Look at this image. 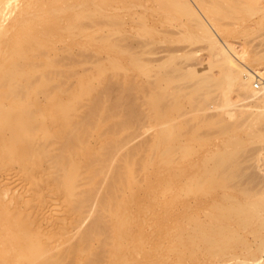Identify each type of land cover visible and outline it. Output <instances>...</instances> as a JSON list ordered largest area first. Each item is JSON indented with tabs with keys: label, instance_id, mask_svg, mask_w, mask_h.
Returning <instances> with one entry per match:
<instances>
[{
	"label": "rangeland",
	"instance_id": "374dc122",
	"mask_svg": "<svg viewBox=\"0 0 264 264\" xmlns=\"http://www.w3.org/2000/svg\"><path fill=\"white\" fill-rule=\"evenodd\" d=\"M59 1L61 2V0ZM59 1H56L55 3L52 2L54 3L55 7L49 6L53 5L52 3L48 4L49 9L47 8L46 13L50 12V7L55 12L51 10L50 14L52 16L49 14L50 18L48 20L50 22H45L43 25L44 27L40 28V32L42 36L44 35V38L42 37L44 40V45L46 44V46H48L49 44H51L48 47H57L53 48L56 51H53L52 49V52L50 53L53 60L56 61V64L50 66L48 70V73L53 76V79L50 81V83H56L55 81L61 80L63 81L61 84L62 89L68 90L69 88L70 91L68 90V92H66L61 89V85L59 84L61 82H57V85L59 84L60 87H56L55 93H59V95L58 93H56V95L59 97V99L60 97L62 98L60 100H62L63 103H68L69 101L71 102V105L73 103L72 101H75V104L77 103V105H75L74 107L72 106V108H74L75 110L73 112L70 111L71 113H68L70 115H72L73 113V120L75 119V121L71 124V126H64L60 118L59 121L58 119H56V122L54 121L55 126L51 129V135L47 136V139H45L46 143L44 141L42 142L44 144L43 148L48 151V153L46 152V154L43 153L45 149H37L38 151L36 149H32V142L27 146L30 151L34 150V152H32L33 155L29 157H25V155L21 151L17 153V156H9V151L12 150L8 149L10 148V144L8 145V147H1L2 149L0 148V217H4V219H10L12 217L14 221L17 222L18 226L22 225L24 229L21 231L20 236H23L24 238L36 233L38 238L41 240V244L40 247H37L33 253L41 254L56 246L57 250L55 252L58 253V256L56 257H58L61 262L64 261L65 264H115V262L116 264H264V250L261 249V251L259 249L260 247H264H262V245L259 247V245L261 244L260 241L264 240L262 239V237H264V212L250 214L244 219V222L247 223V228H243V230L241 231L246 235V238L248 240L245 239L239 243L232 236L231 229V225L234 226V222L236 221L235 216L237 214V211L235 209H224L222 207L216 210L211 208L214 200L220 199L223 194H235V188H218L219 191L215 188L216 191L210 190L211 192L209 191L208 195L204 192H199L198 194L189 193L188 186L186 191L188 180L184 174L180 175L181 172L179 168L176 169L177 171L175 169H173V171H167L166 169H162L159 171L158 168L161 165H159L158 162L156 163V161H154L155 159L153 158V163H148L149 170L147 169V171H145L142 167V169H140L143 171L139 169L144 159L146 162L148 159L152 161L150 159L152 158V149H150L151 145L148 143L151 141L150 139L155 138L159 134H163L164 130L168 128L165 127L164 124H168L170 127H172V125H170L171 123H165V120L167 118L165 119L161 117V119L155 113L154 116H151L154 111H150L149 105H151L150 101H152L155 96L156 99L157 96L161 97L162 95L165 98V94L166 97L170 96L168 98L170 100L169 102H173L171 106L172 109H174L173 107L179 104L178 102H181L183 104V108L185 107L184 109L181 107L182 104L180 103V106H177L178 109H174V111L176 110L175 113H173L172 110V115H175L174 117L178 118H174L177 120V123L173 121L175 123H172L174 124L173 127L178 124V126L180 127V131L183 127L181 131L182 133L184 132V128L187 132L189 129V134H191V136L195 133V131L194 133H192L193 129L198 128L197 131H199V134L197 131L196 132L201 136L202 139H194L192 141L193 145L197 146L198 148L197 152L199 154L195 156L196 158H206V161L209 163V165H215L216 156L219 151L229 150V148H232L231 144L233 136L231 135H234L232 132H224L221 123L219 125L218 121H216L217 124H215L214 121L216 120V118H218L220 114L222 115V113H224L229 120H234L236 117H238L243 108L244 110H246L247 108V111L249 110L255 112H259L263 108H261L260 106L253 107V105H251L252 101L250 102L247 99L245 101L242 96H239L238 91L234 86L232 87V89L231 86L228 87L226 83H224L223 86L226 85L227 87L225 86L223 87V89L219 88L217 92L222 91L223 94L225 90V92H229L231 101L228 102V104L226 103L225 96L222 94V92L221 94L217 93L214 103L211 101L206 102L202 100L205 99V95L202 92L199 94L195 90H193L192 88L195 89V87H193V83L196 84V82L202 80L204 74L206 75L212 73L211 75H222V68L221 66L214 63V50L212 52V49L208 45L209 43L207 42V40L202 37V35L200 38L199 32L197 31V29H195L194 26L193 32L191 31V25L193 23L188 21L189 24H185L180 28H183L181 30L182 34L181 32H177L175 33L176 36L174 35L172 28H176L174 31H177L178 28L174 25H176L177 22L178 24H181V22L179 21L181 19V21H183L185 18H180V14L176 15L175 13V19L172 20V18H174V12L170 14L171 16L168 14L170 16L168 17V15L165 14V11L162 8L160 9L159 0H70L74 1L71 3H68L67 0H62V3H59ZM224 1L225 2H223V7L230 10V14H232L231 18L229 19H233L231 21L235 22H232L231 25L229 24L230 27H228L229 25L226 24L228 30L224 29L225 31H222V33L224 34L222 35L221 40H229V43H231L233 46V48H231L233 54H238V57L243 61L245 59L248 60L247 62L245 60V62L249 64L252 69L260 72L259 74H264V60H262L264 58H259V60L257 59V61L255 59L254 61H250L252 60L251 56L257 53V55L263 53L262 57H264V0ZM36 3L37 1H35V4ZM63 3H65V5L61 6ZM220 3H222V0L220 1ZM78 12H81L82 14H77ZM102 12L103 14H101ZM52 13H55V16ZM45 15L47 16L48 14ZM56 16L58 17L54 20L53 18H55ZM167 17L168 20H166ZM57 19L59 20L57 21ZM229 19L225 20L230 23ZM143 22L145 23V26L143 25ZM160 22L162 23L160 24ZM73 23L74 27H71L73 28L72 31L71 29H69L70 31H67V27ZM157 25L160 29H165L166 27V31L164 32L161 29L162 32L160 33V35H154V32L149 33L150 27H154ZM54 26H56V28L59 26V29L56 30L55 28L54 30ZM45 27L47 30L45 29ZM145 27L148 28L146 29ZM169 27L172 30L170 32H173L172 34L168 32V30L170 29L167 28ZM45 31L47 36H45ZM145 31L147 34H149H143L145 33ZM184 31L188 35L184 33ZM48 32L53 33L50 34ZM55 35H57L58 37ZM150 35L152 37L154 35L155 37L152 38ZM48 37H51L52 42L49 41L50 39ZM189 37L191 40L189 39ZM62 38L64 41L62 40ZM162 38L170 39L163 40ZM160 39L161 41L163 40L164 43L160 42ZM170 40H175V42H178L173 43V41H171V44ZM188 40H190V42L192 43L189 42V44L188 42H185ZM142 41H145L146 43ZM149 41L155 42L156 44ZM147 42L149 43L147 44ZM139 43L141 47L144 46V48H150V50L148 49L147 51H145L146 49L138 46ZM150 43L152 44L153 48L151 45L149 47ZM167 43L168 45L171 44V46L174 45L173 49H175V51L172 50L171 46H169L171 47V49L169 50ZM158 45L160 48L158 47ZM161 45L165 46V48L167 47L165 50L166 56L175 54L174 58L170 61L171 64L168 63L169 65H167L166 67L172 68L173 64L175 65V67L176 64L180 65H177V68L179 67V69H177V73H175L176 69L174 68V74L172 72L171 77L173 78L177 74H179L175 77L176 79L174 78V83L179 82L184 85L186 83V86H184V88L186 87L185 90H182V97L180 96V91L179 96L177 94V97L175 96V98H171L175 95V92H172L173 90H170V87H172V85L170 86L165 83V85L163 83L162 85L164 87L168 86L167 89L171 91V94H168V92L166 93L167 89L165 87V89L162 88V90L164 89V93L162 92V94L160 93L161 90L159 92L156 90V92L160 93L161 95L154 94L155 96H149L152 91L146 81L148 80V76H145L146 74H143L144 76L141 73L140 75L142 76L138 74L139 72H141L137 69L138 51H143L144 49V52H142L144 54L139 53L143 55V58L147 57L148 54L151 55L154 52L158 54V57H163L165 56V51L161 52V49L164 50L165 48H162ZM183 46L184 48L183 50H181ZM176 48H178V50ZM151 49L153 52L151 51ZM153 49L156 50L154 51ZM233 49H235L236 51ZM34 50L37 51V49ZM145 52L148 53L146 54ZM176 53L180 56H177ZM183 53H185V56H191L190 58L186 56V62L184 60L185 56L183 55ZM157 54L155 58H158ZM150 55L147 58L153 60L154 57L151 58ZM234 56L236 55L234 54ZM181 57L183 59L182 62L180 61ZM188 58L191 60H188ZM147 60L145 61L147 62ZM164 69L165 68H157L156 71H152V73L154 75L155 72L158 73L159 70L161 72ZM181 69L182 71L179 72V70ZM184 69L186 74L188 70L196 71L197 74L200 72L199 70H201L203 74H199L202 77L200 78L199 75L195 74V81L193 80V76L191 78L188 77L189 79H187V75L185 74ZM83 72V76H85V72H88L84 80L81 79L82 77L79 78L81 76L80 74ZM183 75L186 76V78L182 81L180 80L181 82L178 81V78H180V76L182 77ZM74 76L75 78H73ZM184 76L182 78H184ZM86 79H89V81L91 79L89 84L91 82H93V84L91 83L88 87H85L83 83H85ZM68 85H70L71 88ZM72 85H74V88L72 87ZM82 85H84V88L87 91H89L88 89L90 88V90H92V94H88L87 96L85 95V97H83L84 95L81 96L80 94L84 93V91L83 93H81L80 88L82 87ZM139 85H142L144 89L139 87ZM162 85H160V87ZM188 85H190V87ZM76 87H78V89ZM180 88L181 87L179 86V90ZM71 89L73 91H71ZM146 89H149L150 92L148 90V92L145 91ZM44 91L45 88L38 87L37 89H33L30 91V97L34 100L40 99L41 101H43L45 99ZM190 91H194L197 95H195L194 97V92H192V96L195 99H193L192 96H189L188 93H190ZM70 92H73V97H71L72 95L69 94ZM144 92L146 93L144 94ZM67 93L69 96L67 95ZM77 93L79 96H74ZM187 94L188 96H186ZM65 95H67L66 97L68 98V101ZM70 97L71 100L73 98L72 101L70 100ZM150 97H152V100ZM160 99H162V97ZM190 101H197L198 103H200L199 105L202 104V106L198 105L199 107L197 108H195V106L194 111L193 109H191V106H193V104ZM201 101H203V103H201ZM167 102L168 101L166 100L164 103L166 104ZM164 103L162 104L165 105ZM167 106H170V103ZM258 107H260V110H258ZM187 108L191 109L193 112L191 110H188ZM186 109L188 111H186ZM176 112H178V114H176ZM149 113H151V115ZM184 113L186 114L184 115ZM180 115L183 116V119L187 117L186 122H188V124L184 122L185 120L180 118ZM45 116L47 117V121L52 126V112L48 111ZM191 116L193 118L188 120V118H190ZM168 118H171V115H169ZM85 119L88 120V122L84 121ZM162 120L164 122H162L163 125H161L165 127L164 129L162 126L160 127L159 123ZM204 120H206V122ZM153 121L154 124L151 123ZM209 121L211 125L209 124ZM184 124L186 125V127ZM154 125L159 126L160 128L158 129H161L162 131L160 130V132ZM178 128H176V131L179 132ZM141 130H145L147 132H142ZM250 131L251 130L247 128L245 131H243V133L246 136ZM40 132L42 135L40 134ZM42 132L43 131L38 130L35 137L39 136L37 139L42 137L45 131L43 133ZM153 134H156V136ZM134 136L137 137L135 138ZM149 137L151 138L149 139ZM112 140H116V143H114L113 145L110 144L111 146L107 147L108 143H113ZM144 140L147 141V143L149 144L148 146H146L147 143ZM119 142L120 144H122L121 146L126 145L124 146L125 148L121 147ZM141 142H143V147L146 144V148L144 147L145 150H143L145 151V154H143V151L141 150V153L143 154L142 157L144 158L143 160H140L142 157L138 159L139 162L141 161V164H139L138 162L139 165H137V188L133 191L134 197H132V200L134 199V201L131 200V207L135 213L137 225L134 227L132 234L122 236V240L125 241V245L122 249H117L115 241L117 235L113 230V220L107 217V215H105L107 214L106 211L97 205L107 198L108 191L113 184L115 173L119 170L121 171V163L124 154H126L127 150L135 148V146L141 147ZM227 142H230L231 144H228ZM126 143H128V145ZM67 145H73L72 149H79L83 153V155L77 158L79 160H82L81 162L84 163L85 167L83 168L85 171H82L85 172V174H83V172L82 174L85 176L83 179H80V181L82 180V185L80 184L82 190H80L81 192L78 190L80 193L78 192L79 194L76 195V197L78 196L77 198L79 199V197L82 198L83 196H87L88 198V196L90 195L91 197L92 194V196L94 197H91L92 200L89 197V202L85 201L86 198H82L87 204L89 203V206H86V203L84 201H82L81 204V199H76L77 201H79L78 203L81 206L76 202V200H73L72 203L75 201V204H72L70 201L71 199L68 197V195L66 194L67 197L65 196L63 189L59 190V176L57 177L56 173L60 174V172L54 173L55 168L53 158L54 155L56 156L58 153L63 154V156L65 157H68L69 153H65L64 151L65 148L70 147ZM80 146H83V149H80ZM118 147H120V149ZM143 147H141V149H143ZM6 148L9 151L6 150ZM59 148H64V150L62 151V149ZM138 149L140 150V148ZM243 149L244 151H241L237 154L236 160L230 158L226 162V166H230L231 168L234 167L237 170L230 176L227 175L225 171L218 172L217 175L220 174L219 176L221 177L229 178L227 179L230 181L229 186H234V184H237L236 177L238 175L242 174L244 171L251 172L252 177L255 178H252L251 182L253 197L249 198L250 200L264 202V139L259 138L254 140H247V142L243 146ZM146 150L149 152H146ZM2 151H4V154ZM139 152L137 151V153ZM153 152L156 151L153 150ZM146 153L149 156H147ZM155 155H157V153ZM106 156H110L108 157L110 160H107ZM104 158L106 159L108 164H105L106 161ZM89 159L92 160L90 161L92 163L90 165L87 164V161H89ZM102 160H104L103 163L106 167L104 166V164L102 165ZM149 164L151 165L149 166ZM87 165L88 167H86ZM154 166H156V168ZM101 167H105L104 170H102L99 175L95 176V173L99 172V170H101ZM150 169L153 171H151ZM157 173L160 175H158ZM166 181L169 185V188L167 184V187L165 186V184H163ZM182 181H184L185 183H182ZM246 183H248L247 178H243L239 185L243 186ZM162 185H164V187ZM93 186L97 188L94 187V189ZM88 188L91 189V191ZM85 189L89 190L91 193L88 192L89 194H87ZM173 197L175 198L174 200L172 199ZM241 198L243 199L244 197L241 196ZM88 199L86 200L88 201ZM226 203H228V199L225 204ZM82 208L84 209L82 210ZM213 211L216 214L214 216H212L211 214ZM99 215H104L103 217H106L103 220L101 219L102 217L98 218ZM95 218L96 220L94 221ZM98 219H101L104 223H101L100 221L98 225ZM93 222L95 223L93 224ZM95 225H98V228L100 229L102 228V234L96 233V231H94L92 227L96 228L97 226L95 227ZM89 227L93 230H91ZM211 227H213L217 232L218 230H223V235L221 237L227 235L228 238L226 237V239L221 241V239L216 240L214 238L217 236V234L212 237L204 236L203 232L205 230L208 231ZM6 229V226L0 225V232L5 233ZM89 229L91 231H89ZM86 230L88 231V233H91L92 231L93 232L90 236H86L85 234L86 239H84L85 236L83 237V235L87 232ZM218 237L220 238V236ZM248 241L250 242L253 249L256 250L257 248L254 247H259L256 252L257 254L255 252H253L255 253V255L253 253L250 254L249 249L248 251L247 249H242L240 251L237 250V246L240 245L243 247V245H246ZM238 243L239 245H237ZM258 250H260L261 253H259Z\"/></svg>",
	"mask_w": 264,
	"mask_h": 264
},
{
	"label": "bare ground",
	"instance_id": "6f19581e",
	"mask_svg": "<svg viewBox=\"0 0 264 264\" xmlns=\"http://www.w3.org/2000/svg\"><path fill=\"white\" fill-rule=\"evenodd\" d=\"M35 1H37L36 4H35ZM56 1H59V0H44V1L43 0H0V148L1 147H8V145L10 144V148H8V149L9 150L12 149V150L9 151L6 148V150H8L10 152V154H8L9 156H14V155L17 156L18 155L17 153L20 151L25 155V157H29V156L33 155L32 152H34V150L30 151L29 148L27 147L28 144H31V142L34 146V147L31 146L32 149H36V150L37 149L38 150L45 149V148H43L44 144L42 142L43 141L45 142L46 141L45 139H47V136L51 135V132H52L51 129L55 126L54 123L56 122V119H58V121H59V118H60L62 120V123L64 126H71V124L75 121V119L73 120V113H72V115L68 114V113H71L75 110L74 108H72V106L74 107L75 105H77V103L76 104L74 103L75 101H72L73 98L71 100V97H73V95H72L73 92L69 93L70 95H72L70 97V100L73 102L72 105H71L70 101H69L70 103L69 102L63 103L62 100H60L62 98L60 97V99H59V97L56 95V93H58V92L55 93L56 87L57 86L60 87V85L62 84L63 81H61V80L55 81L54 80L56 83H53V82L50 83V81L53 79V76L48 73V70H49L50 66L56 64V61L53 60L50 53L52 52L53 48H57V47L56 46L55 47H48L51 44H49L48 46H46V44L44 45L43 44L44 35L42 36L41 32H40V28L44 27L43 26L44 23L49 20L50 15H51L50 14L51 10L54 11L50 7V10H49L50 12L46 13L47 8H48V4H51L52 2L55 3ZM103 1H106V0H103ZM220 1L221 0H159L160 9L162 8L165 11L166 15H168V14L170 15L171 13L174 12L173 15L175 13H176V15L180 14L179 15L180 18L181 17L183 19L185 18L183 21H181L182 19L179 21V22H181V24H178L177 21H174V22H177V24L174 26H176L179 30V31L178 30L174 31L176 28H172L174 35L177 32H181V34H182L181 30L183 28L182 29H180V28L182 26H184L185 24L186 25L189 24V22L193 23L192 25L190 24L192 26L191 31L193 32V29L195 27V29H197V31L199 32L200 38L202 35V37H204L207 40V42L209 43L208 45L212 49V52L214 50L213 53L215 55L214 56L215 62L214 61L213 62L215 64L221 66V68H222L221 69L222 75H220V76H217L215 74L211 75L212 73L206 74V75L204 74L203 75L204 77L202 78V80H200L199 82H196V84L193 83L195 85V86L193 85V87H195V89L194 88H192V89L195 90L199 94L202 92L205 95V99H202V100L206 101V102L211 101L214 103L215 99H216L215 96L217 95V93L221 94V92H222L221 90H219L221 92H217L219 88L223 89V87H225L226 85L228 87L231 86V88L234 86L237 89L239 96L240 97L242 96L245 99V101H246V99L249 100L250 102L252 101L251 105H253V107L254 106H260L263 109L260 110L259 109L260 107H258V110H260V111L255 112V111H249V110L247 111V108H246V110H244V108H243L241 110V113H240L241 115L239 114L240 117L238 115V117H236L234 120H229L225 116L224 113H222V115L220 114L219 117L217 115L218 118H216L214 123L217 124L216 121H218L219 125L221 123L222 129L224 132H232L234 134V135H231V136H233L232 144L230 143L231 141L229 143L227 142L228 144L232 145V148H229V150L219 151L217 153V156H216L215 165H209V163L206 161V158H201V157L196 158L197 154H199L197 152L198 148H197V146L193 145L192 141L194 139L195 140L202 139L201 136L198 135L199 134V131H197L198 128H196V129L194 128L195 130L193 129V132L191 131L192 133H194V131H195V133L192 134V136H191V134H189L190 133L189 129L187 132V131H185V128H184V132L182 133L181 131H182L183 127L181 128V131H180V127L178 126V124L175 125V127L176 126L179 127V128L176 127V128H178L179 132L176 131L175 127H173V125L175 123H177L176 119H178V118L174 117L175 115L174 116L172 115V110H173V113H175V111L178 109L177 106H180L179 104L181 102H178L179 104L176 103L177 106L174 105L175 107H173V108L176 109L174 111V109L171 108L173 102L172 101L169 102L170 100L168 97H170V96L166 97V94H165V98L162 95L161 96L162 99H160L161 97H158V96L156 99V96L154 95V94L161 95L162 92L164 91L165 87L167 89L168 86L164 87L162 85V83L163 84L165 83V84L170 85V86L172 85V87H173V88L170 87V90L171 91L173 90L172 92H175V95L174 96L171 95L172 96L171 98H173V97L175 98V96L177 97V94L179 96L180 91H181L180 96L182 97V94H183L182 90H185L186 87L184 88V86H186V83H185V85L181 84L179 82H178L179 84L174 83V81H175L174 78L176 76H178L179 74H177L173 78L171 77L172 72L174 74L173 70L176 69L175 73H177V69H179V67L177 68L178 64H176V67L173 63H172L173 67L170 66L172 68L166 67L167 65H169L168 63L171 64L170 61L174 58L175 54H171V55L166 56L165 50L167 47L165 48V46L161 45L162 48L163 47L165 48L164 50L161 49V52L165 51V53H164L165 56L158 57V54L156 52H154L152 54L156 53L158 58H155L156 54L155 55L148 54L147 57H149V55H150L151 58L154 57L153 60L148 59L147 57L143 58L142 54H144V53H142V52H144V49H146L145 51H147L148 49L150 50V48H144V46L141 47V45L139 43L138 46L141 48H144V49H143V51H138V53H137V69L141 71L138 74L140 75V73H141L142 75L146 74L145 76H148V78H147L148 80H146V81H147V84L149 85V87L152 91L149 94V96L150 95L155 96L153 98V100H152V97H150L152 101H150L151 105H149V108H150V111L153 110L154 112L152 115H151V113H149V114L151 116H154V113H155L159 118H161V117L165 118V119L167 118L165 120V123L166 124L168 122L171 123L170 125H172V127H170L168 124L167 125L164 124V126L168 127V128H166L164 130L163 134L158 135V133H157L158 136H156V134H153L156 136V137L154 136L155 138L149 137V139L151 138L150 139L151 141L148 143L151 145L150 149H152V155L154 153L153 156L156 157L155 158L151 155L152 158H150V159L152 161H150L148 159L149 162H148V160L146 162L144 159L142 164H141V161L140 162L138 161V159H140L142 157V155L145 154V151H143V150H145L144 147L146 144L143 147V142L140 143V144H142L141 147H143V149H141L140 146L139 147L135 146V148L127 150L126 154H124V156L122 158L121 171L119 170L115 173V175H114L115 177L113 178L114 179L113 184L111 185L110 190L108 191L107 198L105 200H103L102 202H100L101 205H100V203H98V205H97L106 211L107 214H105V215H107V217H109L110 219L113 220V222H112V223H114L113 224V230L115 231V233L117 235V238L115 239L117 249H122L125 245V241L122 240V236L132 234L134 227L137 225L135 213L131 207V204H132L131 200H132V197H134L133 191L137 188V180H136V174H137V170H138L137 165L141 164L140 167L138 166L139 169L142 167L143 170L147 171L148 163H151V162L153 163V158L155 159L154 161H156V163L158 162V164L161 165L158 168L159 171L162 169H166L167 171L168 170L173 171V169L176 170L179 168L180 172H181V174L180 173L179 174L180 175L184 174L188 180V185H186V191H187V186H188V192L189 193H197L198 194L199 192H201V193L204 192L205 194L207 193V195H208L209 194L208 192L210 190L216 191V189H218V188L219 189L220 188L221 189L222 188H228V189H230V188L234 189L235 188L236 189L235 194H223V196L220 197V199L214 200L213 204L212 203H209V204H212L211 208H213L215 210L222 207L224 209H235L237 211V214L235 216L236 221L234 222V226L231 225V229H232V236L239 243L245 239L248 240L246 238V235L243 234L241 231V230H243V228H247V226H246L247 223L244 222V219L246 217H248L250 214L264 212V202H260L257 200H250V198H249V197H253L252 188H251V182H252L253 177L251 175L252 174L251 172L244 171L242 174L238 175L236 177V183L237 184H234V186H232V185L229 186L230 181L227 180L229 178L221 177V176H219L220 174L217 175L218 172L225 171L227 173V175L230 176L231 174H233L237 170L234 167L231 168L230 166H226V162L230 158L231 159L233 158V160H236L237 154L241 151H244L243 146L245 145L247 140H254V139H259V138L264 139V90L257 89L255 87V83H254V77H255L256 73H260V72L252 69L251 66H249V64L246 63L248 60H246L245 57H244V59L246 60V62H245V60L243 61L241 58H239L238 54L234 53L236 55V56H234V54L232 53V49H231V48H233V46L231 43H229V40L228 41H225L224 39H223V41L221 40L222 39L221 37L224 34V33H222V31L224 29L228 30L227 25H229V24L231 25L232 22H235V21H231L233 19H231V20L229 19V18H231L232 14H230L231 13L230 10L225 9V7H223V2H225V1L222 0V3H220ZM67 2L71 3L74 1L67 0ZM54 3H52L53 5H49V6H54ZM59 3H62V0H61V2L59 1ZM65 3H63L61 6L65 5ZM33 4H35V5H33ZM262 9H263V7H262ZM58 10H60V9H58ZM259 11H261V10H259ZM45 14H48V15L46 16ZM52 14H54V16H55V13H52ZM77 14H82V13L78 12ZM101 14H103V12ZM169 15H168V17L171 16V15L170 16ZM57 17L58 16H56L53 19L55 20ZM168 17L166 20H168ZM173 17L174 18L171 17L172 20L175 19V15ZM176 18H178V17H176ZM225 19L226 20L229 19L230 23L227 22ZM234 19H235V17H234ZM54 20H52V21H54ZM58 20L59 19H57V21ZM163 20H164V18H163ZM185 20H187V21H185ZM48 22H50V21H48ZM55 22H54V24H55ZM161 23L162 22H160V24ZM144 24L145 23L143 22V25ZM156 24H158V23H156ZM71 25L68 26L69 28L67 27V29H68L67 31H70L69 29H71V31H72L73 28H71V27H74L73 26L74 23ZM167 25H168V23H167ZM170 25H171V23H170ZM230 25L228 27H230ZM47 26H49V25H47ZM188 27H189V25H188ZM55 28H56V26H54V30H55ZM141 28H143V27H141ZM45 29H46V27H45ZM57 29H59V26L56 28V30ZM161 29L157 25L154 27H152V26L150 27V31H152V32H150L149 29H148V31H149V33L154 32V35H157V34L160 35V33L162 32ZM167 29H170V30H168V32L172 31L170 27ZM162 30L165 32L166 27H165V29L163 28ZM189 30H190V28H189ZM41 31H42V29H41ZM146 31H145V33H143V32L142 33L147 34ZM186 31H188V30H186ZM173 32H170V34H172ZM48 33H50V32H48ZM52 33H50V34H52ZM184 33H186V32L184 31ZM45 34H46V31H45ZM154 35H153V37L151 35L150 36L152 38H154L155 37ZM45 36H47V34ZM53 36H54V34H53ZM55 36H57V35H55ZM58 36H59V34H58ZM64 36H66V35H64ZM163 36H165V35H163ZM179 36H180V34H179ZM194 36H195V34H194ZM193 37H192V39H193ZM53 38H55V37H53ZM49 39H50L49 41L52 42L51 37ZM165 39L166 38H164L163 40H165ZM168 39H170V38H167L166 40H168ZM189 39H190V37H189ZM62 40H63V38H62ZM163 40L161 41V39H160L159 41L163 42ZM190 40L185 41V42L189 43ZM47 41H46V43H47ZM171 41H173V40H170V43H171ZM142 42H145V41H142ZM149 42H152V41H149ZM149 42H147V44ZM177 42L178 41L175 42V40L173 41V43H177ZM152 43L156 44L155 42H152ZM165 43H166V41H165ZM190 43H192V42H190ZM171 44L168 45V43H167L168 47L171 46ZM56 45H57V43H56ZM150 45L152 46L151 43L149 44V47H150ZM206 45H207V43H206ZM173 46L174 45L171 46L172 50L175 51V49H173L174 48ZM146 47H148V46H146ZM158 47H159V45H158ZM171 47H169L168 49L170 50ZM152 48H153V46H152ZM183 48H184V46L181 48V50H183ZM34 49H37V51ZM176 49L178 50V48H176ZM140 50H142V49H140ZM169 50H167V51H169ZM181 50H180V53H181ZM233 50H235V49H233ZM53 51H56V50L53 49ZM151 51H152V49H151ZM151 51H150V53H151ZM139 53H142V54H139ZM145 53L147 54L148 52H145ZM184 54L185 53H183V55ZM257 54H254L252 56L250 55L252 57L251 58L252 60H250V61H254V59L257 61V59L259 60V58L260 59L264 58V57H262L263 53H261L260 55H257ZM178 55L179 54H177V56ZM186 56L184 57L185 62L187 60L186 58L189 57V55L187 57ZM145 58H147L150 61H148ZM189 58H188V60H191ZM176 59H177V57H176ZM145 60H147V62ZM182 60L183 59L181 57L180 61L182 62ZM262 60H264V59H262ZM185 62H184V64H185ZM175 63H176V61H175ZM192 65H194V64H192ZM178 66H180V65H178ZM157 68L158 69L159 68L160 69L165 68V69L162 70L161 72L159 70L160 73L155 72L157 74L154 73V75H153L152 71H156ZM182 68H184V67H182ZM191 68H193V67H191ZM181 71H182V69L179 70V72H181ZM199 71H198L199 73H202L201 70H199ZM184 72H185V69H184ZM87 73L88 72H85V76ZM199 73L197 74L196 71H192V70H188L187 74L185 72V74L187 75V79H189L193 76V80H194V77L196 76L195 74L199 75L200 78L202 77ZM82 74L84 75V72L80 74L81 76L79 78L82 77L81 79L84 80L85 76H83ZM142 75H140V76H142ZM182 77L180 76V78H182ZM69 78H72V77H69ZM73 78H75V76ZM79 78H76V79H79ZM138 78H140V77H138ZM180 78H178L179 79L178 81L184 80L186 78V76H184V78H182V79H180ZM70 80H73V79H70ZM90 81H91V79H90ZM90 81H89V79L85 80V83H83L85 85V87H88L91 83L93 84V82H91L89 84ZM196 81H198V80H196ZM57 82L58 83L61 82V83H59L60 85L59 84L57 85ZM173 83H174V86H173ZM224 83H226V85L223 86ZM175 84L178 86H176ZM190 84H192V83H190ZM53 85H56V86H53ZM84 85H82V87L80 88L81 93H83V91H84V93H86V94H84V93L80 94L81 96L84 95L83 97H85V95L87 96L88 94L89 95L92 94V90H90V88L89 89L87 88L90 92L87 91L84 88ZM160 85H162L163 87L162 86L160 87ZM68 86H70V85H68ZM73 86L74 85H72V87ZM179 86L183 89L180 88V90H179ZM188 86L190 87V85H188ZM38 87L39 88H45V91H44V94H45L44 98L45 99L43 101H41L40 99L34 100L33 98L30 97V91L33 89H37ZM139 87L143 88L142 85L141 86L139 85ZM158 87H160V88H158ZM70 88H71V86H70ZM76 88L78 89V87H76ZM76 88H75V93H76ZM162 88H164V89L162 90ZM61 89H62V85H61ZM62 90H64V89H62ZM68 90H69V88H68ZM68 90L65 89L64 91L68 92ZM139 90H140V88H139ZM147 90L150 92L149 89H146L145 91H147ZM156 90L158 92L161 90V92H160L161 94L156 92ZM167 90H166V93L168 92V94L169 93L171 94V91L170 90L167 91ZM174 90H177V91H174ZM71 91H73V90L71 89ZM78 91H80V90H78ZM225 91H224V94H223V92H222V94L225 96L226 103L228 104V102H230L231 100L229 97V92H225ZM66 92H64V93H66ZM87 92H89V93H87ZM176 92H178V93H176ZM192 92H194V91H192ZM192 92L190 91V93H188L189 96H192ZM62 93H63V91H62ZM78 93L74 96H76V97L79 96ZM145 93L146 92H144V94ZM184 93H187V92H184ZM188 94L186 96H188ZM58 95H59V93H58ZM67 95H68V93H67ZM67 95H65V97ZM141 95H142V93H141ZM141 95H140V97H141ZM193 95L195 97V95H196L195 92L193 93ZM194 97H193V99H195ZM163 98H164V100H163ZM66 99L68 101L67 97H66ZM179 99H178V101H179ZM162 100H163V102H162ZM166 100L168 101L166 104L168 105L170 103V106H167L164 103ZM198 101H200V100H198ZM203 101H201V103H203ZM190 102H192V101H190ZM162 103H164L165 105H163ZM192 104H193V106H191V109H193L194 111H195V108L202 106V104L199 105L200 103H198L197 101L196 102L193 101ZM224 104H225V102H224ZM181 107L183 108V104L181 105ZM255 108H257V107H255ZM70 109H73V110H70ZM183 109H181V110H183ZM187 109H186V111L191 110V109H188V110ZM196 110H198V109H196ZM251 110H252V108H251ZM48 111L52 112V114H53L52 126L47 121V117L45 116V114ZM176 114H178V112H176ZM185 114L186 113H184V115ZM188 114H190V113H188ZM169 115H171V118H168ZM89 117H91V116H89ZM182 117L183 116H181L180 118H182ZM174 118H176V119H174ZM191 118H193V117L191 116L190 118H188V120ZM208 118H209V116H208ZM163 120L161 122H159L160 127L163 125L162 124V122H164ZM183 120H185L184 122L188 124V122H186L187 117L184 118ZM84 121L88 122V120H86V119ZM204 121L206 122V120H204ZM86 122H85V124H86ZM62 123H60V124H62ZM151 123L154 124V121ZM155 123H156V120H155ZM172 123H174V124H172ZM179 124H181V123H179ZM209 124L211 125L210 121H209ZM157 125H159V124H157ZM164 126H162L163 129L165 128ZM155 127H157V129L160 128L159 126H155ZM185 127H186V125H185ZM151 128H153V127H151ZM247 128H249L251 131L248 132V134L245 136L243 131H245ZM149 129H146V130H149ZM34 130H35V132H34ZM36 130H37V132H38V130H41L43 132L45 131L44 133L42 132L43 136L40 137L39 139H37L39 136L35 137L37 135ZM158 130L160 131L161 129H158ZM143 131L147 132L145 130H143ZM196 131L198 132V134ZM142 132H140V133H142ZM140 133H138V134H140ZM40 134H41V132H40ZM33 135H34L35 139L33 138ZM134 137L136 138L137 136H134ZM112 141H113V143L112 142L108 143L107 147H110L111 146L110 144L113 145L114 143H116V140H112ZM144 141L147 143L146 140H144ZM120 142H119V144H120ZM130 142H131V140H130ZM148 143L146 146L149 145ZM126 144L128 145V143H126ZM121 145L122 144H120V146ZM67 146H70V145H67ZM72 146L73 145H71L70 147H67V148L64 147L65 150H64V148L63 149L59 148V149H62V151L64 150L65 153L68 152L69 153L68 157L63 156V154H60V153L57 154L56 153L57 155L56 156L54 155L55 159L53 158V160H54L53 163H54V168H55L54 173L60 172V174L56 173L57 177L59 176L58 177V182L60 183L59 190L63 189L65 196L67 194L68 197L71 199L70 200L71 203L73 200L78 199L77 198L78 196L76 197V195H78L81 192L80 190H82L81 189L82 187H80L82 185L81 184L82 180L80 181V179L81 178L83 179L85 176V175H83V174H85V172L82 171V170H84L83 167H85L84 163L81 162L82 160H79L77 158V157L83 155V153L79 149H72L73 148ZM124 146H126V145H123L121 147H124ZM118 148L120 149V147H118ZM124 148H122V149H124ZM138 148H140V150ZM59 149H56V150H59ZM80 149H83V146H80ZM141 150L143 151L142 152L143 154L141 153ZM148 150H149V148H148ZM153 150L156 152H153ZM137 151L138 152L140 151L139 152L140 154L137 153ZM2 152L4 154V151H2ZM46 152L48 153V151H46V149H45L43 153L46 154ZM146 152H149V151L146 150ZM38 153H40V152H38ZM156 153H157V155H155ZM5 154H7V153H5ZM137 154H138V156H137ZM139 155H141V156H139ZM146 155L149 156L147 153H146ZM110 156H108V157H110ZM108 157L106 158L107 160L109 159ZM143 158L144 157H142L140 160H143ZM106 159H105V161H106ZM111 160H112V157H111ZM90 161H92V160L89 159V161H87L88 165L92 164ZM103 161L104 160H102V162H101L102 165L104 164ZM138 162H139V164H138ZM105 164H108L107 161L105 162ZM105 164H104V166H105ZM88 165L86 167H88ZM150 165L151 164H149V166ZM154 167L156 168V166H154ZM104 168L101 167V170H99V172L95 173V176L99 175L102 172V170H104ZM143 170H141V171H143ZM151 171H153V170H151ZM82 172H83V174H82ZM164 173H163V175H164ZM176 173H178V172H176ZM158 175H160V174H158ZM161 175H162V173H161ZM166 176H167V173H166ZM260 176H262V175H260ZM243 178H247V180H248V183L243 185L244 187L239 185V183H241V180ZM158 179H159V177H158ZM171 180H172V178H171ZM260 181H261V179H260ZM183 182L184 181H182V183ZM163 184H165V186L167 184V186L169 188L167 181L164 182ZM162 186L164 187V185H162ZM94 187L95 186H93V188ZM95 188H97V187H95ZM94 189H93V192H94ZM219 189H218V191H219ZM89 190L91 191V189H89ZM89 190H86L87 194H89L88 193V192H90ZM164 191H166V190H164ZM171 191H172V189H171ZM215 191H214V193H215ZM87 194H85V195H87ZM194 195H196V194H194ZM179 196H181V195H179ZM187 196H189V195H187ZM241 196L244 197L245 199L244 198L242 199ZM89 197H90V195L88 196V198ZM91 197H94V196H92V194H91ZM175 197H176V195H175ZM82 198L79 197V199H81V202H80L81 204H82V201H84ZM84 198L88 199L87 196H85ZM90 198L88 199V201L85 199V201L89 202ZM184 198H185V196H184ZM172 199L174 200L175 198L173 197ZM227 199H228V203H230V204H228V203L225 204ZM91 200H92V198H91ZM192 200H194V199H192ZM132 201H134V199ZM76 202L78 203L79 201L76 200ZM73 203L75 204V201ZM192 203H190V204H192ZM86 206H89V203L88 204L86 203ZM91 207H90V209H91ZM84 208H82V210ZM94 211H95V209H94ZM88 212H90V211H88ZM211 214H212V216L216 215L214 211ZM99 216H98V218L102 217L101 219H103V220L106 217V216L103 217L104 215L103 216L99 215ZM84 217H82V218H84ZM3 219H4V217H0V225L6 226L7 229H6L5 233L0 232V264H62V263H64V261L61 262V260L58 259V257H56V256H58V253L55 252L57 250L56 246H54L52 249L47 250L41 254L33 253L34 250L37 247H40V244H41V240L38 238L36 233L29 235L28 237L24 238L23 236H20L21 231L24 229L22 225L18 226L17 222L14 221V219L12 217L10 219H8V218H6L4 220ZM101 219L100 220L98 219V223H97L98 225H99L100 221H101V223H104ZM174 219H175V217H174ZM95 220H96V218L94 219V221ZM94 223L95 222H93V224ZM98 225H95V227L97 226L96 228H94V227H92V228L94 229V231H96V233L102 234L103 233V231H101L102 228L101 229L98 228L99 227ZM92 228H90V229L93 230ZM90 229H89V231H91ZM91 233H88V231H87L86 233H84L83 237L85 236V234H86V236L87 235L90 236V235H92ZM215 234H217V236L214 237L216 240L221 239V241H223L227 237V235H225L224 237H221L223 235V230H218V232H217L216 230H214L213 227H211L208 231L205 230L203 232V235L206 237H212V236H215ZM86 236L84 237V239H86ZM218 236H220V238ZM262 239H264V237H262ZM260 242H261V244L260 245L258 244L259 247L261 245L263 247L264 246V240H262ZM239 243L237 245H239ZM250 247H251V244L248 241V243L246 245H243V247L239 245L236 248L238 251H240L242 249H244V250L247 249V251H248V249H249L250 254H252L253 252L256 253L257 249L259 248V247H254V248H257L255 250L252 247L251 248ZM263 248L260 247L259 249L264 250ZM260 250H258L259 253H261V251H262V250L261 251ZM116 253H118V252H116ZM255 253H253V254L255 255ZM115 264H116V262H115Z\"/></svg>",
	"mask_w": 264,
	"mask_h": 264
},
{
	"label": "built area",
	"instance_id": "2783aa9c",
	"mask_svg": "<svg viewBox=\"0 0 264 264\" xmlns=\"http://www.w3.org/2000/svg\"><path fill=\"white\" fill-rule=\"evenodd\" d=\"M254 83L257 89L264 90V74L256 73Z\"/></svg>",
	"mask_w": 264,
	"mask_h": 264
}]
</instances>
